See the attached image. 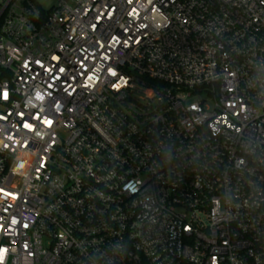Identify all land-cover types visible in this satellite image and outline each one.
<instances>
[{"label": "built area", "instance_id": "2783aa9c", "mask_svg": "<svg viewBox=\"0 0 264 264\" xmlns=\"http://www.w3.org/2000/svg\"><path fill=\"white\" fill-rule=\"evenodd\" d=\"M55 1L0 8V264H264V0Z\"/></svg>", "mask_w": 264, "mask_h": 264}, {"label": "rangeland", "instance_id": "374dc122", "mask_svg": "<svg viewBox=\"0 0 264 264\" xmlns=\"http://www.w3.org/2000/svg\"><path fill=\"white\" fill-rule=\"evenodd\" d=\"M4 0H0V8ZM42 4L45 8H50L56 4L55 0H42Z\"/></svg>", "mask_w": 264, "mask_h": 264}, {"label": "snow or ice", "instance_id": "6c2138e0", "mask_svg": "<svg viewBox=\"0 0 264 264\" xmlns=\"http://www.w3.org/2000/svg\"><path fill=\"white\" fill-rule=\"evenodd\" d=\"M61 71H63V69H61ZM4 95L6 96L7 94L5 93ZM48 123L51 124V121H48ZM24 126H25L26 128L30 127V125H28V124H25ZM14 222H15V221H14Z\"/></svg>", "mask_w": 264, "mask_h": 264}]
</instances>
